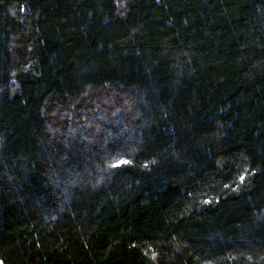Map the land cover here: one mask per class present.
<instances>
[{"label": "trees", "instance_id": "1", "mask_svg": "<svg viewBox=\"0 0 264 264\" xmlns=\"http://www.w3.org/2000/svg\"><path fill=\"white\" fill-rule=\"evenodd\" d=\"M1 264H264V0H0Z\"/></svg>", "mask_w": 264, "mask_h": 264}, {"label": "rangeland", "instance_id": "2", "mask_svg": "<svg viewBox=\"0 0 264 264\" xmlns=\"http://www.w3.org/2000/svg\"><path fill=\"white\" fill-rule=\"evenodd\" d=\"M0 264H1V262H0Z\"/></svg>", "mask_w": 264, "mask_h": 264}]
</instances>
